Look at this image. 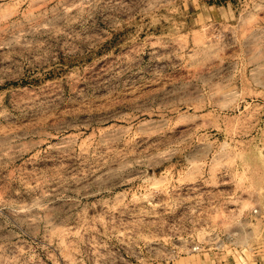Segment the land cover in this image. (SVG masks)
<instances>
[{
    "label": "rangeland",
    "instance_id": "obj_1",
    "mask_svg": "<svg viewBox=\"0 0 264 264\" xmlns=\"http://www.w3.org/2000/svg\"><path fill=\"white\" fill-rule=\"evenodd\" d=\"M0 264H264V0H0Z\"/></svg>",
    "mask_w": 264,
    "mask_h": 264
}]
</instances>
